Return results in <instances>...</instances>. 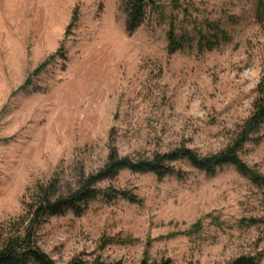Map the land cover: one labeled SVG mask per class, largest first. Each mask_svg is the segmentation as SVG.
Returning <instances> with one entry per match:
<instances>
[{"label": "rangeland", "instance_id": "1", "mask_svg": "<svg viewBox=\"0 0 264 264\" xmlns=\"http://www.w3.org/2000/svg\"><path fill=\"white\" fill-rule=\"evenodd\" d=\"M181 4L172 11L165 3L129 35L120 0H0V234L23 214L37 182L97 172L112 140L132 158L182 146L205 157L233 142L264 91V0ZM75 9L79 21L67 33ZM171 17L178 38L187 37L175 53ZM207 20L229 35L223 41L213 31L211 50L195 30ZM62 42L67 59L18 92ZM257 138L241 159L264 174V126ZM171 165L183 178L126 170L100 184L140 203L100 197L81 217L49 218L38 231L41 249L57 264H140L146 256L173 264L250 256L264 264V224L242 225L264 218L260 190L233 166L207 176L186 161ZM198 222L202 230L193 232Z\"/></svg>", "mask_w": 264, "mask_h": 264}, {"label": "trees", "instance_id": "2", "mask_svg": "<svg viewBox=\"0 0 264 264\" xmlns=\"http://www.w3.org/2000/svg\"><path fill=\"white\" fill-rule=\"evenodd\" d=\"M182 0H120L121 8L126 16V31L129 35L134 34L151 14H163L164 4L169 3L172 11H180ZM79 21V12L74 10L71 23L68 27L69 33ZM203 26H196L200 44L205 43L207 49L211 50L216 44L212 36L213 31H220L223 41L229 40V35L224 30H219L210 21H204ZM208 29L205 32L206 28ZM68 35V34H67ZM185 36L178 38L175 28V18H170L168 30V42L170 53H175L183 48ZM67 59L64 42L58 51L48 57L37 70H35L24 86L18 92H26L33 86L37 79L46 69L57 61ZM262 86H260V90ZM253 104V111L248 119L237 127L233 142L223 151L205 157L198 155L194 150L182 146L175 151L165 154H155L151 158L143 157H121L113 142L109 146V153L105 165L95 173H87L80 169L75 180L64 184L58 177H53L47 183L37 182L28 192L23 202L24 212L15 221L11 222L8 231L0 234V264H57L47 253H45L38 241V231L41 225L49 218L65 216L72 213L76 217L83 216L89 205L102 197L111 202L118 197L133 204H139L137 196L127 191H116L113 188L101 189L99 186L104 182H112L118 178L121 172L131 171L139 174H153L158 179L167 176L183 178V174L177 171L171 164L186 161L193 168L203 171L207 176H215L219 169L224 166H233L244 178L248 179L261 192V204L264 207V174L256 168L248 166L242 159L241 153L250 143H259L257 138L264 126V91ZM250 224L256 226L264 224V218L252 219L242 225ZM202 230V223L193 226V232ZM69 264H123L122 262L105 263L95 260L86 263L74 259ZM140 264H173L170 259L151 261L147 256ZM230 264H261L256 257L242 256Z\"/></svg>", "mask_w": 264, "mask_h": 264}]
</instances>
